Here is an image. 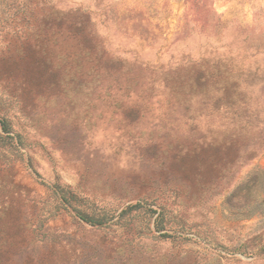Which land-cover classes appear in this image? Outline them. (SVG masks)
Returning <instances> with one entry per match:
<instances>
[{"label": "rangeland", "instance_id": "374dc122", "mask_svg": "<svg viewBox=\"0 0 264 264\" xmlns=\"http://www.w3.org/2000/svg\"><path fill=\"white\" fill-rule=\"evenodd\" d=\"M0 264H264V0H0Z\"/></svg>", "mask_w": 264, "mask_h": 264}, {"label": "trees", "instance_id": "16d2710c", "mask_svg": "<svg viewBox=\"0 0 264 264\" xmlns=\"http://www.w3.org/2000/svg\"><path fill=\"white\" fill-rule=\"evenodd\" d=\"M82 218L85 219V220H86L87 222H89V223H92V224L96 223V222L93 221L92 219H88L85 215H83Z\"/></svg>", "mask_w": 264, "mask_h": 264}]
</instances>
